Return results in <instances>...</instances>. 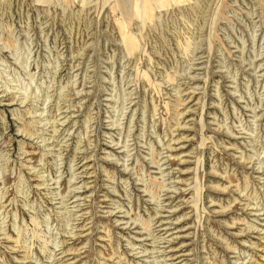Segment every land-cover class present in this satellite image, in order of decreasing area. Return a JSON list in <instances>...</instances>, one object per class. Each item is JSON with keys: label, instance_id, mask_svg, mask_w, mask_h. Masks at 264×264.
Listing matches in <instances>:
<instances>
[{"label": "rangeland", "instance_id": "rangeland-1", "mask_svg": "<svg viewBox=\"0 0 264 264\" xmlns=\"http://www.w3.org/2000/svg\"><path fill=\"white\" fill-rule=\"evenodd\" d=\"M0 264H264V0H0Z\"/></svg>", "mask_w": 264, "mask_h": 264}, {"label": "bare ground", "instance_id": "bare-ground-1", "mask_svg": "<svg viewBox=\"0 0 264 264\" xmlns=\"http://www.w3.org/2000/svg\"><path fill=\"white\" fill-rule=\"evenodd\" d=\"M77 195V194H76Z\"/></svg>", "mask_w": 264, "mask_h": 264}]
</instances>
